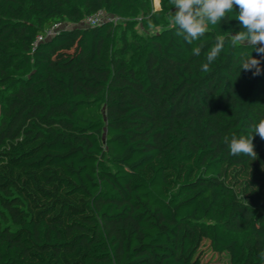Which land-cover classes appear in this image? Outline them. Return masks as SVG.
<instances>
[{
	"label": "trees",
	"instance_id": "obj_1",
	"mask_svg": "<svg viewBox=\"0 0 264 264\" xmlns=\"http://www.w3.org/2000/svg\"><path fill=\"white\" fill-rule=\"evenodd\" d=\"M117 4L1 8L0 264H202L206 243L229 264H264V139L254 160L223 139L264 120V54L233 47L231 13L192 45L163 27L132 62L129 34L80 24ZM251 56L258 75L241 69Z\"/></svg>",
	"mask_w": 264,
	"mask_h": 264
},
{
	"label": "clouds",
	"instance_id": "obj_2",
	"mask_svg": "<svg viewBox=\"0 0 264 264\" xmlns=\"http://www.w3.org/2000/svg\"><path fill=\"white\" fill-rule=\"evenodd\" d=\"M176 11L169 13L173 26L177 29V35L192 45L199 41L209 31L210 26L220 25L222 20L235 13V19L239 21L241 30L234 35L230 34L233 47L239 43L252 47L257 53L264 54V0H171ZM238 8V10H237ZM225 40L222 36L216 37V42L207 51L206 62L200 65L201 72H211L212 65L224 49ZM203 45L192 47V54L199 56ZM241 69L251 71L258 75L261 71L260 60L251 56L242 61ZM254 134L264 139V120L253 126V134H232L225 136L224 143L231 155H246L256 159L253 144Z\"/></svg>",
	"mask_w": 264,
	"mask_h": 264
},
{
	"label": "rangeland",
	"instance_id": "obj_3",
	"mask_svg": "<svg viewBox=\"0 0 264 264\" xmlns=\"http://www.w3.org/2000/svg\"><path fill=\"white\" fill-rule=\"evenodd\" d=\"M6 0H0V14L1 8L4 6ZM165 4V5H164ZM176 10L173 8L171 0H118L115 10H106V18H110L108 23L114 25L117 29L116 34L118 39L126 32L129 34V41L131 43V61H140L143 58L144 49L150 41L157 38L163 27L172 24L169 13ZM83 25V21L80 23ZM62 27H70L73 23L66 20ZM50 41V38L47 41ZM122 45V43H117ZM17 76L23 75V72L15 71ZM2 98L0 97V100ZM106 104L103 105L105 111ZM4 112L0 106V116ZM226 195L222 196L219 202V210L223 208V200H226ZM202 264H229L231 258L227 252L221 248L213 249L209 243L203 246ZM255 260V261H254ZM260 255L253 253V261L258 264Z\"/></svg>",
	"mask_w": 264,
	"mask_h": 264
},
{
	"label": "built area",
	"instance_id": "obj_4",
	"mask_svg": "<svg viewBox=\"0 0 264 264\" xmlns=\"http://www.w3.org/2000/svg\"><path fill=\"white\" fill-rule=\"evenodd\" d=\"M106 16V10H101L95 14H91L86 16V18L83 20L84 25H98L102 23H108L107 21H110V18H104ZM62 28L61 24H55L52 27L48 28L45 32V34H41L38 36L37 43H40L48 38H51L54 36L58 30Z\"/></svg>",
	"mask_w": 264,
	"mask_h": 264
}]
</instances>
